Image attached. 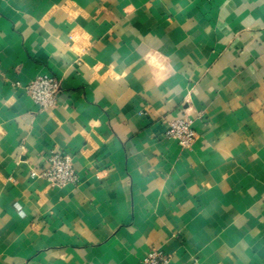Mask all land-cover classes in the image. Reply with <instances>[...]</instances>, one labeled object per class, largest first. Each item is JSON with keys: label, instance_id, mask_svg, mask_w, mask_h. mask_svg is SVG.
Masks as SVG:
<instances>
[{"label": "crops", "instance_id": "1", "mask_svg": "<svg viewBox=\"0 0 264 264\" xmlns=\"http://www.w3.org/2000/svg\"><path fill=\"white\" fill-rule=\"evenodd\" d=\"M60 80L40 110L23 85ZM192 120L189 147L167 122ZM50 150L76 181L31 177ZM264 264V0H0V264Z\"/></svg>", "mask_w": 264, "mask_h": 264}, {"label": "built area", "instance_id": "2", "mask_svg": "<svg viewBox=\"0 0 264 264\" xmlns=\"http://www.w3.org/2000/svg\"><path fill=\"white\" fill-rule=\"evenodd\" d=\"M23 89L30 100L40 110L52 108L57 103L61 90L60 80L50 73H42L28 80ZM167 137L175 138L181 147H189L196 133L192 120L187 116H179L167 122ZM31 177L42 178L50 187H60L76 181V173L72 156L64 151L50 150L44 158L43 166L30 169ZM169 257L159 249H152L143 255L142 264H168Z\"/></svg>", "mask_w": 264, "mask_h": 264}]
</instances>
